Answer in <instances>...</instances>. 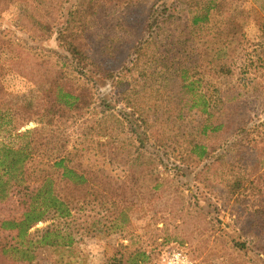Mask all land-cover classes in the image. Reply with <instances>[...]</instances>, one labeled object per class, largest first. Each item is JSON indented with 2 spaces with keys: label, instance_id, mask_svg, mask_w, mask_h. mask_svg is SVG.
<instances>
[{
  "label": "rangeland",
  "instance_id": "obj_1",
  "mask_svg": "<svg viewBox=\"0 0 264 264\" xmlns=\"http://www.w3.org/2000/svg\"><path fill=\"white\" fill-rule=\"evenodd\" d=\"M79 1L0 0V144L27 147L24 168L33 181L23 177L9 188L7 199L0 201V221L22 214L21 194L40 183L47 163L63 157L66 166L87 178L71 183L61 179V168H52L53 188L68 196L70 214L48 215L28 231L36 235L53 223L71 234L69 247H36L29 262L0 252V264H264V225L252 212L253 185L264 189V167L247 156L243 164L248 167L234 169L249 183L230 193L226 181L232 160L219 161L235 127L245 121L253 127L264 119V0H225L219 13L212 11L207 28L196 31L188 11L194 2L206 0H156L154 5V0H144L140 8L146 15L165 1L167 25L151 31L141 22L128 33L124 24L102 28L104 34L124 33L129 45L139 40L137 47L143 48L134 55L127 77L138 85V67L155 72L148 77L152 83L143 92L144 101L157 89L160 98L171 97L143 114L145 124L110 80L71 71L58 33ZM107 6L106 12L87 18L93 37L108 15L124 17L121 4ZM230 12L236 36L218 47L216 32L227 27ZM67 25L84 35L76 21ZM169 51H177L182 64L201 66L207 94L232 98L223 130L200 136L190 121L198 113L180 119L184 108L170 107L178 89L159 85ZM119 61L105 66L123 73L113 66ZM220 63H225V73L218 71ZM57 84L78 96L72 107L55 103ZM192 141L205 144L209 156L198 159L189 147ZM15 233L0 229V244L14 243ZM176 253L182 255L178 261Z\"/></svg>",
  "mask_w": 264,
  "mask_h": 264
},
{
  "label": "trees",
  "instance_id": "obj_2",
  "mask_svg": "<svg viewBox=\"0 0 264 264\" xmlns=\"http://www.w3.org/2000/svg\"><path fill=\"white\" fill-rule=\"evenodd\" d=\"M144 0H80L78 5L75 6L73 11H69L68 15H71V19L65 20V26L63 31L58 33L59 45L67 53L66 57L71 63V71L79 74H86V72L97 73L103 79L110 80L111 84L116 85L118 94H120L122 100L127 107L132 110L139 111L136 114V118L141 124H145L143 114L146 115L151 109H156L162 105V102L169 100V98L162 99L157 92L150 93L148 99L144 101L143 95L146 92V86L151 85V80L148 77L154 75V71H145L144 67H138L137 74L140 78L138 85L131 83L127 74L132 73L135 63L133 57L137 50H141L143 47L138 45L139 40H134L131 45L127 40H124L123 34L118 32H111L104 34L102 28L107 25L113 24L114 27H122L123 24L128 30H132L135 25H140L141 22H146V27L151 31L153 26L160 28L162 25L168 24V18L170 13H166L165 1L154 10L152 13L143 14V10L140 8ZM193 1V0H191ZM121 4L123 7V19L107 16L106 23L100 27L96 37L92 36L93 32L88 31L87 18L92 17L95 12H106L109 3ZM136 3L137 6L133 4ZM156 0L153 1V5ZM225 0H206L202 3L194 2L190 7L188 14L190 16V26L193 31L197 29L207 28V22L213 12H218L223 7ZM149 12V11H148ZM135 14V15H130ZM151 14L153 16H151ZM234 15L232 12L226 16V21L229 22L227 27L220 29L216 33H220L214 42L219 41V45L222 43H230L236 36L237 29L233 21ZM77 22L82 34L76 35V31L70 30V25L73 22ZM62 29V27L60 28ZM143 30V29H142ZM73 32L74 34H72ZM180 36L177 38V42L180 40ZM222 40V41H221ZM147 40H144L145 42ZM143 44V43H140ZM217 47V48H218ZM127 52L126 55H122L123 52ZM177 51H169L168 57H166L165 72L162 74L161 81H159L160 87L165 84L171 83L173 87L178 89L180 95L174 98L172 106L182 110V114L178 113L180 119H184L189 112L194 111L198 113V118H191V122H196L195 128L199 132L200 136H208L209 134L219 132L223 130L228 121L224 114L227 106L232 98L225 97L224 95L212 96L207 94V88L203 83V76L199 68L201 67L195 63L185 62L182 64L180 58L175 57ZM122 55V56H121ZM131 55L129 66L126 64L124 67L125 59ZM124 56V57H123ZM115 68L120 66L119 69L107 68L105 65L117 63ZM165 61V62H166ZM164 62V63H165ZM225 63L218 65V71L225 73ZM149 72V73H148ZM132 75V74H130ZM129 75V76H130ZM138 91L140 93H138ZM144 92V93H143ZM153 92V90H151ZM55 103L65 107H72L78 99V96L70 91H66L63 86L57 84L54 88ZM180 112V111H179ZM130 113V112H129ZM163 113V112H162ZM131 114V113H130ZM182 116V117H181ZM168 116L165 121H169ZM247 120V119H246ZM247 121L241 125L235 127L234 131L230 134L231 139H227L229 143L225 148V152L219 155V161L221 163H229L228 159H231L229 165L233 171L229 179L226 181V187L228 192L236 193L240 190L245 182H248V178H245L240 174V171H235L234 168L248 167L246 163V157L251 156V162L258 167H264V119L256 123L253 127H248ZM192 145V147L190 146ZM191 150L195 152L198 159L209 156L208 147L199 142L192 141L189 143ZM29 157L27 147H10L0 144V201L7 199L9 188L13 185H17L19 181L24 177L27 181L32 182L31 175L26 174L27 170L24 168L25 162ZM228 158V159H226ZM65 159L59 158L52 163H47L48 169H43V177L37 186L24 188L25 191L21 194L20 203L23 211L18 218H7L0 221L1 230L15 231L12 239L16 241L9 245L0 244V252L2 254H14L20 260L31 261L34 257V251L36 247L42 246H54L62 245L69 247L72 241L71 234L61 232L57 226L53 223L47 225L41 230H37L39 234L33 235L28 233L29 229L42 221L46 216H60L67 217L70 214V202L68 196L65 197L53 188V175L49 173L53 168H57L60 171L61 179L68 180L71 183L86 182L87 178L80 173H77L74 169L64 164ZM249 183V182H248ZM253 191H255L256 199H254V213L256 217L261 220V225H264V189H260L255 184L253 185ZM251 195V196H252ZM257 225V222L253 223ZM240 247L244 246V243H235ZM264 248V247H263Z\"/></svg>",
  "mask_w": 264,
  "mask_h": 264
},
{
  "label": "built area",
  "instance_id": "obj_3",
  "mask_svg": "<svg viewBox=\"0 0 264 264\" xmlns=\"http://www.w3.org/2000/svg\"><path fill=\"white\" fill-rule=\"evenodd\" d=\"M182 255L180 253L174 254V258L178 261Z\"/></svg>",
  "mask_w": 264,
  "mask_h": 264
}]
</instances>
